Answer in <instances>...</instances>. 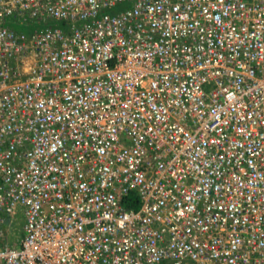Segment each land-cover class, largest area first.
<instances>
[{"label": "built area", "instance_id": "built-area-1", "mask_svg": "<svg viewBox=\"0 0 264 264\" xmlns=\"http://www.w3.org/2000/svg\"><path fill=\"white\" fill-rule=\"evenodd\" d=\"M0 264H264V0H0Z\"/></svg>", "mask_w": 264, "mask_h": 264}, {"label": "trees", "instance_id": "trees-1", "mask_svg": "<svg viewBox=\"0 0 264 264\" xmlns=\"http://www.w3.org/2000/svg\"><path fill=\"white\" fill-rule=\"evenodd\" d=\"M128 201L127 204L128 206H133V207H138L139 206V199L136 196V193L132 192L129 196H128Z\"/></svg>", "mask_w": 264, "mask_h": 264}, {"label": "rangeland", "instance_id": "rangeland-1", "mask_svg": "<svg viewBox=\"0 0 264 264\" xmlns=\"http://www.w3.org/2000/svg\"><path fill=\"white\" fill-rule=\"evenodd\" d=\"M122 8H125V5H118L116 7H114L113 9H111L112 11H118L121 10Z\"/></svg>", "mask_w": 264, "mask_h": 264}]
</instances>
